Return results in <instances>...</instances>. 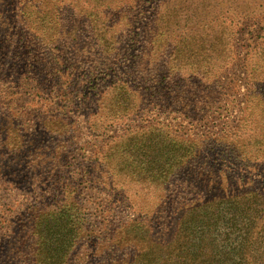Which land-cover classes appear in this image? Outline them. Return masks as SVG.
Here are the masks:
<instances>
[{
	"label": "trees",
	"instance_id": "1",
	"mask_svg": "<svg viewBox=\"0 0 264 264\" xmlns=\"http://www.w3.org/2000/svg\"><path fill=\"white\" fill-rule=\"evenodd\" d=\"M156 1L0 0V189L51 195L27 206L12 242L25 264H68L83 242L106 243L102 264H264V71L251 79L241 60L245 91L219 88L216 103L234 106L241 95L243 116L211 132L213 102H195L202 84L194 68L176 66L180 41L169 44ZM253 46L264 61V39ZM257 100L259 123L242 126ZM183 121L189 129L176 128ZM48 134L55 151L36 157ZM43 169L49 176L36 178ZM149 188L191 203L174 214L165 242L143 241L132 219L120 243L134 253L115 259L111 210L131 206L129 189ZM88 193L99 202L98 226L81 204Z\"/></svg>",
	"mask_w": 264,
	"mask_h": 264
},
{
	"label": "rangeland",
	"instance_id": "2",
	"mask_svg": "<svg viewBox=\"0 0 264 264\" xmlns=\"http://www.w3.org/2000/svg\"><path fill=\"white\" fill-rule=\"evenodd\" d=\"M153 10L154 14L166 16L169 26L168 33L171 36L169 44L173 46L174 42L172 40L174 38L180 41V45H178L180 52L176 66L194 68L193 72L195 73L192 75L195 77V81H199L202 84L196 94L195 102L202 105L203 98L207 96L208 99L205 101L213 102L211 106L213 110L210 131L215 133L219 130H230L235 126L236 120L243 116V98L240 95L237 102L232 103L234 106L228 103L224 104L225 100L220 104L218 101L217 104L216 92H219V88L223 89V91L227 90L228 86H232L233 83L239 87L240 94L245 91L243 84V71L245 72V69L241 64L242 59H244L246 71L251 73V79H253L254 74L255 76H261V72L264 71L261 49L256 50L253 46L256 42L264 39V0H157ZM187 72L181 71L183 74ZM211 85V93L203 90ZM27 93L31 94L29 91ZM25 98L26 96H23V101ZM258 102L259 100L252 101L250 104V117H248L250 123L246 117L244 122H242V126L245 124L246 126H254L259 123L258 120H253L254 115H259L260 107L257 106ZM246 114H248V110ZM153 117L159 120L163 119L157 114L153 115ZM20 126L19 128L25 129V131L33 129L30 124L23 123ZM175 126L177 129H189L190 127L184 121L180 124H175ZM77 128L76 133H79V131L84 133L82 124H79ZM26 136L25 134L23 138L28 141L29 139H26ZM47 137H49L47 140L48 144L41 145L42 147L35 151L36 157L44 152L45 147H49L52 153L55 151L53 145L55 139L49 134ZM24 140L20 147H23ZM80 143L83 145L84 141H80ZM46 156L49 157L48 154ZM31 166L33 165L29 164V167ZM42 167L44 168L43 165ZM9 169L13 171L12 167ZM9 169L5 168L1 174H5L4 172L11 173ZM39 169L41 170L40 167ZM25 173L23 169L21 174ZM46 173L48 172L43 169L42 174L39 173L35 176L44 180L48 175ZM172 190L164 191L149 188L144 190L134 189L132 191L129 189L128 193L124 194L131 206L124 207L120 204V206L116 205L111 210L110 214L114 217L112 224L114 223L113 225L115 226L112 227L114 234L109 238L112 240L111 243H119V246L110 250V255L118 259L124 256H131L134 253L131 249L125 248L127 245L121 244L120 240H122L121 237L126 224H129L135 218L139 220V224L136 225H140V228L144 230L143 233L146 232L143 241L165 242L168 240L172 231L174 214L182 206H189L188 204L191 203L190 200L192 199L186 193H180L176 196L174 195V197L172 193L170 194ZM27 193L29 192L24 190L21 185H17L16 188L4 184V188L0 189V224L7 220V226L1 231V234H4L3 238L7 242V252H5V255L0 254V264H25L23 256L15 251L13 252L12 244L15 241L14 237L19 235L18 233L24 232V227L20 231L18 229L21 223H27L23 213L34 200H42V196H45L42 202L46 204L49 203L48 198L51 196L50 194L40 195L41 193L39 192ZM204 194L205 190L203 191ZM81 204L85 210L88 209L93 215L92 217L97 222L95 225L98 226L101 212L96 197L90 196L88 193L86 199L84 197L83 199L81 198ZM82 230L84 232V229ZM83 236L84 234L81 237ZM130 238L134 239L133 243H138V240H140L139 235L135 232L130 234ZM104 248H107L106 243H99L93 249L92 245L83 242L76 249L74 257H71V259L67 258L68 264H102V255L107 254ZM26 264H30V262Z\"/></svg>",
	"mask_w": 264,
	"mask_h": 264
}]
</instances>
